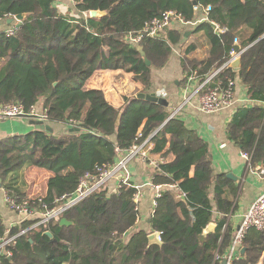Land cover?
<instances>
[{
  "label": "trees",
  "instance_id": "1",
  "mask_svg": "<svg viewBox=\"0 0 264 264\" xmlns=\"http://www.w3.org/2000/svg\"><path fill=\"white\" fill-rule=\"evenodd\" d=\"M75 8L105 11V16L64 14L53 0H0L1 21L26 13L13 21L18 26L13 34L0 30V105L12 102L24 112L38 107L45 116L40 123L67 127L55 133L47 124L48 129L34 127L24 135L1 138L0 187L22 201L26 170L46 169L53 174L46 192L29 203L39 211L41 203L59 207L61 197L72 195L86 173L99 175L117 162L119 153L143 143L163 151L164 162L152 173V183L175 187L165 188L156 199L147 228H136L132 197L137 189L131 182L112 191L101 186L38 224L40 219L34 218L6 227L0 219V238L14 237L4 245L10 255L1 254L0 264H223L232 239L227 215L238 189L225 173H213L207 142L177 115L169 118L168 107L135 95H124L122 105L115 107L103 90L86 87V81L97 70H122L136 74L143 84L140 91L146 92L151 69H161L172 46L179 44L185 75L195 71L202 82L217 71L209 84L219 82L222 88L237 76L247 96L264 103V0H75ZM166 10L188 22L201 18L193 29L194 42L182 43L184 30L176 27L159 37L143 36L137 46L125 40L128 32L142 29ZM201 39L208 44L203 57L195 54ZM234 44L241 46L239 67H222ZM225 134L247 154L248 168L264 167L263 107L238 109ZM61 218L71 224L60 225ZM210 223L215 228L204 234ZM153 231L160 234V244H148ZM242 247L244 253L232 264H264V226L251 228Z\"/></svg>",
  "mask_w": 264,
  "mask_h": 264
},
{
  "label": "crops",
  "instance_id": "2",
  "mask_svg": "<svg viewBox=\"0 0 264 264\" xmlns=\"http://www.w3.org/2000/svg\"><path fill=\"white\" fill-rule=\"evenodd\" d=\"M53 6L58 11L74 16L87 17L88 12H80L75 8V0H53ZM106 22V20H104ZM201 18L191 21L187 25H179L175 22L170 27H176L184 30V39L182 43L195 41L196 37L193 35V29ZM14 23V22H13ZM7 22L0 20V29H5ZM187 33V34H186ZM189 38V39H187ZM187 39V41H186ZM199 46L197 47L195 54L199 57H203L208 49V44L204 40H198ZM181 47L179 44L173 45L171 54L167 63L161 68L157 69L161 71V77L150 75V89L148 91H154L157 95L163 96L172 101L173 106L183 97L185 89L187 91L195 92L199 81L195 79L192 83L188 84L186 81V75L183 73L180 64ZM115 72V73H113ZM122 72L119 70H97L86 81V87L98 88L104 91L106 99L115 107H119L123 103V96L128 94L123 93L122 81L117 82L111 79L114 75H120ZM126 73V72H125ZM156 73V70L153 74ZM124 74V73H123ZM128 74V73H126ZM132 81L133 79L129 77ZM142 84V83H141ZM233 98L229 107L219 110L214 113H205L198 109L196 103L192 101V104L187 106L177 117L183 120L185 126L188 129H192L203 138L209 148V154L211 157V168L214 174L225 173L226 176L231 174L233 178L230 181L237 187L238 192L234 200L233 207L227 215V221L231 225L232 235L237 228L241 216L247 209L249 204L255 197H257L263 187V180L256 174V168L247 167V158L243 156V151L226 137L225 128L227 123L234 116L235 112L240 108H251L254 105H258L264 108V103H259L251 100L246 93V88L243 86L238 77L235 76L233 82ZM129 87H127L128 89ZM118 90V91H117ZM146 91V92H148ZM140 92V91H139ZM143 92V91H142ZM138 93V92H137ZM38 111V107L36 108ZM51 126L53 132H64L67 127L65 124L57 123L52 124L47 122ZM35 124H33L28 118L13 117L0 121V139L24 135L30 131H33ZM153 144L149 143L146 146V153L148 160H157L164 162L163 151H152ZM124 154H122L123 156ZM120 158H118L119 160ZM117 160V161H118ZM175 157L172 155L171 161H174ZM129 172V181L138 186L137 191L140 193L141 198L139 201V221L135 222L136 228H147V220L150 211L152 210V200L154 197V190L148 186V183L152 180V173L155 169L151 168L147 160H142L139 157H134L126 166ZM35 172L36 177L29 178V174ZM52 172L38 167H30L25 172L26 180V198L32 199L42 196L46 192L47 180L52 176ZM110 191L117 188L116 179H110L106 186ZM212 193V189H211ZM5 190L0 187V219L6 227L18 224L25 218L22 214H16L10 211L4 202ZM214 216H217L216 212H213ZM214 225L215 223H210ZM213 228V229H214ZM213 231V230H212Z\"/></svg>",
  "mask_w": 264,
  "mask_h": 264
},
{
  "label": "built area",
  "instance_id": "3",
  "mask_svg": "<svg viewBox=\"0 0 264 264\" xmlns=\"http://www.w3.org/2000/svg\"><path fill=\"white\" fill-rule=\"evenodd\" d=\"M210 10V6L205 8V12ZM89 16V15H88ZM206 19V17L204 18ZM180 23L182 25L190 24L191 22L185 21L180 14H178L175 10H166L161 13L159 17L153 18L148 21L144 27L138 31L128 32L125 36V40L130 45L137 46L143 36L148 37H159L160 34L164 31V29L170 27L173 23ZM17 24H11L9 28L4 29L8 35H11L17 29ZM216 29L218 31H223L224 29L218 27L216 25ZM2 30V29H0ZM236 43L237 41L234 40ZM240 55V51L234 53V51L230 52V58L224 63V66L229 65V63L237 56ZM217 73V71H213L210 73L207 78L198 83V88L195 92L187 91L185 89L183 97L173 106L171 109L169 118L178 115L181 113L187 106L192 104L194 101L198 107V109L205 113H214L219 110L225 109L229 107L232 103L233 98V81L228 80V85L224 88L220 86L219 82H216L212 86H210V82L212 81V77ZM186 81L188 84L192 83L196 79V72L191 71L189 74H186ZM20 114H31L37 115V119L44 121L45 116L37 111L36 108L30 109L28 112H24L23 108L20 105L15 103H4L0 105V121L16 117ZM243 156L248 158L247 154L243 152ZM134 157H139L142 160H147L148 164L151 168L156 169L162 161L157 160H148L146 153L145 144L140 145H132L131 148L126 151V153L120 157V159L115 162L113 165L108 166L105 169L99 171V175L95 176L92 173H86L84 177L80 180L77 185L75 192L69 197L63 199V204L59 207L48 208L46 204L41 203V207L43 210L39 211L36 205H31L29 199H24L22 201H18L15 197L10 195H5L4 202L6 207L16 213L22 214L25 218L34 219L39 218L40 221L35 223L45 222L48 219L57 217L60 213L67 207L75 204L88 194H90L95 189H98L101 186H107V183L110 179L114 178L119 183H128L129 181V172L126 169L127 164ZM256 174L263 180L264 182V167H257ZM133 185V184H132ZM134 186V185H133ZM154 190V197L152 200V207L156 205V199L161 196V192L165 188L175 187L173 184H154L151 182L148 183ZM138 189V186H134ZM6 194V193H5ZM134 201V210L137 211L136 221H139V201L141 195L138 191L133 194ZM40 203V201H39ZM152 211V210H151ZM264 226V187L261 193L252 200L247 209L241 216L240 222L235 229L231 242L227 248L225 254V263L224 264H232L234 259H237L240 256V249L242 248V242L247 234V232L251 228L261 229ZM14 237L9 239L0 238V255L6 253L10 255V252L5 250L4 245L12 240ZM158 238H160V234L158 233Z\"/></svg>",
  "mask_w": 264,
  "mask_h": 264
},
{
  "label": "water",
  "instance_id": "4",
  "mask_svg": "<svg viewBox=\"0 0 264 264\" xmlns=\"http://www.w3.org/2000/svg\"><path fill=\"white\" fill-rule=\"evenodd\" d=\"M193 3H195V2H193ZM88 13H89L90 17H94V18H101V17L105 16V11H101V10H90ZM25 15H26V13L17 14L12 19H8L7 22L8 23H12L14 20L21 21L24 18ZM240 48H241V46L239 44H234L233 45L234 53L239 52ZM138 50L141 53V55H143V59H144L145 63L147 65H150V61L144 56V53H143V51L141 50L140 47L138 48ZM239 62H240V57H239V55H237L229 63V66L234 68V69H237L239 67V64H240ZM212 72L213 71H211V73ZM135 97L137 99H139V100H143V101H146V102H149V103H156V104L168 107V108H170L172 106V101L168 100L167 98H165L163 96L157 95L154 91L138 92V93H136ZM16 117L34 119L35 121L39 122V123L36 122V124H35V128H38V129H48L49 128V126L47 124L40 123L41 120L37 119V115L20 114V115H18ZM72 130H74V129L71 128L70 131H72ZM76 130H77V128H76ZM118 156L121 157L122 153H119ZM227 176L230 177V178H233V176L231 174H228ZM59 224L60 225H70L71 221H68L66 218H61L60 221H59ZM213 228H214L213 224L207 225V227L204 229V234L208 233L209 231H212ZM45 234L49 238H53V235L51 234V232L46 231ZM147 240H148V244L149 245L150 244H160V240L158 238V232H156V231H153V232L149 233L148 236H147ZM244 251H245V248L242 247L240 249V254L242 255L244 253ZM263 258H264V253H263L261 261L263 260ZM224 263H225V261H223V264Z\"/></svg>",
  "mask_w": 264,
  "mask_h": 264
},
{
  "label": "rangeland",
  "instance_id": "5",
  "mask_svg": "<svg viewBox=\"0 0 264 264\" xmlns=\"http://www.w3.org/2000/svg\"><path fill=\"white\" fill-rule=\"evenodd\" d=\"M155 70H156V73L153 74V72ZM119 71H121L122 73L120 75L113 74L114 76L111 79H114V81H117V82L122 81V89H121V91L123 93L128 94V96L136 95V93L139 92L141 90V88L143 87V84H141L138 81L137 75L136 74H133V73L126 74L122 70H119ZM113 73H115V72H113ZM152 75H154V76L157 75L156 77H161L162 74H161V71H159L157 69H152ZM129 77H131L133 80L131 81L129 79ZM127 87H129V88L127 89ZM140 92H142V91H140ZM29 175H30L29 176L30 179H33V178H35L37 176L35 172H32ZM112 179H114V178H112ZM14 213H16V212H14ZM16 214H19V213H16Z\"/></svg>",
  "mask_w": 264,
  "mask_h": 264
}]
</instances>
